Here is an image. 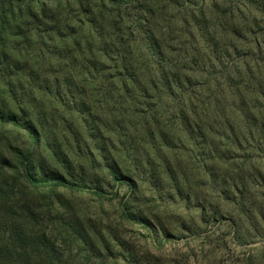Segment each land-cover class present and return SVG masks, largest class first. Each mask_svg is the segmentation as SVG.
Returning a JSON list of instances; mask_svg holds the SVG:
<instances>
[{
	"label": "rangeland",
	"instance_id": "374dc122",
	"mask_svg": "<svg viewBox=\"0 0 264 264\" xmlns=\"http://www.w3.org/2000/svg\"><path fill=\"white\" fill-rule=\"evenodd\" d=\"M54 1L67 18L73 16L64 24L73 22L76 27L77 0L45 3ZM18 4L16 26L3 28L0 23V106L18 116L19 106L24 108V117L34 120L41 142L36 147L24 128L12 124L0 132L19 148H31L39 175L58 171L75 181L73 189H58L60 205L52 199L91 234L108 264H264V235L257 236L260 227L264 230L263 219L243 220L237 204L244 198L264 214V147L217 131L195 145V138L177 126L164 128L167 139H152L147 124H138L139 106H132L136 111L130 116L123 114L130 108L122 104L121 95L112 88L101 89L91 73L81 75L67 59L61 63L49 55L50 40L44 38L46 45L40 48L35 44L38 36L15 33L27 26L28 19L19 15L31 3ZM199 11L209 17L199 20L201 25L216 21L238 30L244 39L237 38L241 47L235 60L241 56L251 60L245 52L264 40V0H132L129 8L132 14H152V28L161 31L158 39L169 47L176 44L168 30L194 26L191 14ZM43 28L48 26L42 24ZM66 43L69 47L62 50L70 51L71 37ZM95 54L89 59H96ZM6 75H12L18 94L21 85L23 99L7 92L1 79H9ZM70 78L73 87L66 83ZM113 82L116 88V78ZM112 171L130 177L133 184L115 179ZM219 190H225L226 200ZM41 194L47 197V189ZM215 208L220 215L212 220ZM240 225L244 229L239 230ZM75 248L66 246L67 263L86 264L84 253Z\"/></svg>",
	"mask_w": 264,
	"mask_h": 264
},
{
	"label": "trees",
	"instance_id": "16d2710c",
	"mask_svg": "<svg viewBox=\"0 0 264 264\" xmlns=\"http://www.w3.org/2000/svg\"><path fill=\"white\" fill-rule=\"evenodd\" d=\"M21 1L24 0H0L3 28L4 24L16 26L15 9L19 11ZM45 1L29 0L30 6L19 15L28 19V28L15 33L38 36L35 44L40 48L46 45L44 38L50 40L49 55L61 63L67 59L72 68H80L81 75L91 73L101 89L112 88L121 95L122 104L128 103L130 108L123 109V114L130 116L129 112L136 111L132 106H139L138 124H147L152 139H167L164 128L177 126L183 134L195 138V145L197 140L217 131L234 141L250 140L257 147H264V40L255 41L250 52H245L252 61L243 56L235 60L241 47L237 38H244L238 30L222 27L216 21L201 25L199 20L209 18L205 12L199 11V18L191 14L194 26L168 30L176 44L169 47L158 39L161 31L152 28V14L129 12L132 0H77L76 27L73 22L64 24L73 16L67 18L66 13H61L57 2ZM42 24L48 28L40 29ZM34 27L37 32L32 30ZM67 30L70 32L66 35ZM68 37L71 50L63 51ZM29 45L30 42L26 46ZM93 53H97L96 59H89ZM87 54L88 58H84ZM17 64L12 66L16 68ZM6 76L9 79L1 77L6 91L16 100V95L23 99L21 85L18 94L12 75ZM113 78L117 80L116 88ZM66 83L74 85L71 78ZM19 109L22 116L0 106V129L8 124L22 127L37 147L41 142L37 126L34 120L25 119L24 108ZM32 154L31 148H19L0 132V264H68L65 252L69 244L84 253L86 264H108L91 234L52 199L60 205L58 189H73L75 181L58 171L39 175ZM111 173L115 179L133 184L130 177ZM77 183L84 187L82 182ZM45 189L47 197L41 194ZM219 192L223 199L228 198L225 190ZM240 199L237 204L243 220H256L257 216L264 222L262 212ZM216 215H220L219 208L212 211V220ZM203 221L207 223L210 218ZM242 229L240 225L239 230ZM261 231L258 237H263Z\"/></svg>",
	"mask_w": 264,
	"mask_h": 264
}]
</instances>
